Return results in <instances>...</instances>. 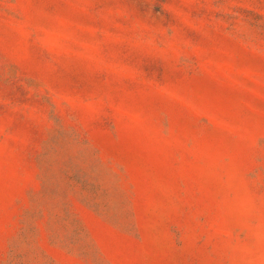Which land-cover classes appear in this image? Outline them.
I'll use <instances>...</instances> for the list:
<instances>
[{"label": "rangeland", "instance_id": "1", "mask_svg": "<svg viewBox=\"0 0 264 264\" xmlns=\"http://www.w3.org/2000/svg\"><path fill=\"white\" fill-rule=\"evenodd\" d=\"M0 264H264V0H0Z\"/></svg>", "mask_w": 264, "mask_h": 264}]
</instances>
